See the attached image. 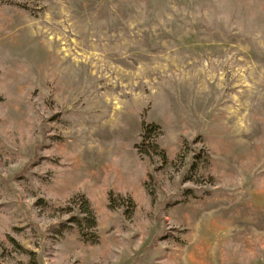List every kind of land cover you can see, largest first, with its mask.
Here are the masks:
<instances>
[{
	"label": "rangeland",
	"instance_id": "rangeland-1",
	"mask_svg": "<svg viewBox=\"0 0 264 264\" xmlns=\"http://www.w3.org/2000/svg\"><path fill=\"white\" fill-rule=\"evenodd\" d=\"M0 264H264V0H0Z\"/></svg>",
	"mask_w": 264,
	"mask_h": 264
},
{
	"label": "trees",
	"instance_id": "trees-1",
	"mask_svg": "<svg viewBox=\"0 0 264 264\" xmlns=\"http://www.w3.org/2000/svg\"><path fill=\"white\" fill-rule=\"evenodd\" d=\"M143 134V136H146V128L143 129ZM140 153L142 155L150 156L147 151L142 149H140ZM67 222L74 223L77 226L80 236L84 241L97 243V217L87 199H84V202L80 204L78 216L69 218ZM88 228H91V234L89 233Z\"/></svg>",
	"mask_w": 264,
	"mask_h": 264
}]
</instances>
